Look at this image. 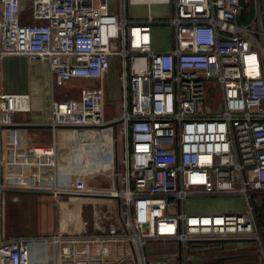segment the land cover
I'll return each mask as SVG.
<instances>
[{"label": "built area", "instance_id": "1", "mask_svg": "<svg viewBox=\"0 0 264 264\" xmlns=\"http://www.w3.org/2000/svg\"><path fill=\"white\" fill-rule=\"evenodd\" d=\"M127 1L145 16H128ZM151 3L168 13L156 19ZM251 3L241 22L239 0H0V60L46 62L51 90L97 81L51 98L43 122L30 92L0 90V264H185L200 238L254 240L264 259L252 204L264 190V3ZM155 23L171 30L167 48ZM113 63L120 108L107 117ZM11 189L49 196L58 230L8 233ZM203 195L240 197L242 209L188 211ZM172 241L175 252L145 250Z\"/></svg>", "mask_w": 264, "mask_h": 264}, {"label": "rangeland", "instance_id": "2", "mask_svg": "<svg viewBox=\"0 0 264 264\" xmlns=\"http://www.w3.org/2000/svg\"><path fill=\"white\" fill-rule=\"evenodd\" d=\"M251 3V1L249 0ZM153 14L156 19H160L165 16L168 11V5L162 3H151L149 4ZM147 4H137L131 5L127 1V15L129 16L132 12L133 14H139L142 11L147 12ZM155 30H158L155 31ZM153 40L156 47L169 46L171 44V30L167 25H160L159 23L154 24ZM2 62H0V90H6L5 88V70L2 69ZM114 67L110 76V93L107 97L109 99L106 104V114L112 116L116 113V110L120 108V80L118 77L119 67L113 63ZM37 77V76H36ZM35 77V78H36ZM40 77V76H39ZM30 78V77H29ZM37 79V78H36ZM29 82V79H28ZM32 84V82H29ZM27 84V85H29ZM93 84L91 80L88 79H74L67 83L66 86H54L48 95L54 99H66V98H76L78 95V88ZM30 86V85H29ZM30 90V89H29ZM31 96L35 94L34 91H29ZM39 95V94H36ZM40 97L34 95V99L38 100L41 104L43 101V93ZM48 97V98H49ZM33 100V99H32ZM41 116H47L50 114V106L48 109L42 105L40 109L36 110ZM79 133L81 135L89 137L91 139H98L101 137L100 129L98 127H79ZM12 192V193H10ZM6 196V207H5V227L8 233H19V234H46L49 235L52 232L58 230L57 221V209L50 201V197L42 193H36L33 191L26 192H16L10 191ZM240 197L233 195H203V196H190L186 199L185 205L188 211L198 212V211H217V212H228L234 210L242 209ZM82 216L85 219L90 217V206L83 207ZM89 221V220H88ZM90 223L88 224V227ZM264 239V236H263ZM231 241H225V243ZM235 245H242V250L254 253L257 255L261 254L258 245L254 240H234L232 241ZM207 247H199L206 249ZM198 248V247H197ZM198 248V249H199ZM212 248V247H211ZM174 246L172 243L167 242H154L150 246H146L145 250L149 253H163L167 251H172ZM262 256V254H261ZM263 258V257H262ZM264 261V259H263ZM46 264H50V261ZM173 264H179L174 262ZM187 264V262H185Z\"/></svg>", "mask_w": 264, "mask_h": 264}, {"label": "crops", "instance_id": "3", "mask_svg": "<svg viewBox=\"0 0 264 264\" xmlns=\"http://www.w3.org/2000/svg\"><path fill=\"white\" fill-rule=\"evenodd\" d=\"M261 1L262 3H264V0ZM131 5H136V4H131ZM145 14L146 12L143 11L139 14H133L131 12L129 16L134 18H142L143 16H145ZM155 31L158 32V30ZM167 47L168 46L165 45L158 48H167ZM0 62H2V66H3L2 69L4 68L5 70L4 83L6 90L4 91L6 92L34 91L35 92L34 95L40 98H41L40 94L43 93L42 99L44 102L42 104L38 101L40 100L39 98L34 99L33 98L34 95L32 96L31 116L33 121H37V122L46 121L48 119L47 116L39 115V113H37L36 110L40 109L42 105H44V107L48 109L50 106L51 98H53L51 96V93H50V97L48 95V92H50L51 87L49 82L47 63L30 62L25 56L22 55L6 56L2 60H0ZM113 68L114 67L111 66L110 70H112ZM110 76H111V72L109 71L107 76L108 79L107 97L110 93V82H109ZM28 79L29 82H32V84H29ZM91 81L93 84H96L97 82L96 80H91ZM27 84H29L30 86ZM192 242H204V241H192ZM207 242H212V241H207ZM216 242H222L223 244L221 246H219L218 244L215 245L212 244L210 247H207L206 249L199 248L200 247L199 246L198 247L199 249L197 247H194L192 251L188 250L187 258H186L187 264H264L261 254L257 255L254 253L246 252L241 249L242 245H235L234 243H232V241L231 243L230 242L225 243L224 241H216Z\"/></svg>", "mask_w": 264, "mask_h": 264}, {"label": "trees", "instance_id": "4", "mask_svg": "<svg viewBox=\"0 0 264 264\" xmlns=\"http://www.w3.org/2000/svg\"><path fill=\"white\" fill-rule=\"evenodd\" d=\"M253 14H254V7H253L252 3H250L249 0H247L245 3L244 20L241 22L248 21L253 16ZM108 100H106V101L109 102ZM10 191L22 192L23 190L11 189V190H9V192ZM26 192H29V191H26ZM8 193H7V195H8ZM10 193H12V192H10ZM252 204L254 207V213H255L257 223L264 225V190L254 191L252 193ZM171 243L173 244L174 249L172 251H167V252H175L177 250V242L172 241ZM263 243H264V239H263ZM212 244L213 245L218 244L219 246H221L223 243L222 242H207V241L189 242L187 244V251L188 250L192 251L194 247H199V246L206 247V246H211ZM163 253H166V252H163ZM163 253H154V254H163Z\"/></svg>", "mask_w": 264, "mask_h": 264}, {"label": "water", "instance_id": "5", "mask_svg": "<svg viewBox=\"0 0 264 264\" xmlns=\"http://www.w3.org/2000/svg\"><path fill=\"white\" fill-rule=\"evenodd\" d=\"M239 3L241 5V10H240V14H239V19L243 20L244 16H245V3L246 0H239ZM197 241H212V242H216V241H233L234 239H208V238H200V239H194ZM243 240H247V239H243ZM178 259H181V255H178Z\"/></svg>", "mask_w": 264, "mask_h": 264}, {"label": "bare ground", "instance_id": "6", "mask_svg": "<svg viewBox=\"0 0 264 264\" xmlns=\"http://www.w3.org/2000/svg\"><path fill=\"white\" fill-rule=\"evenodd\" d=\"M240 10H241V9H240ZM239 14H240V13H239ZM239 20H240V21H243L244 19H243V20L239 19ZM263 226H264V225H263ZM263 236H264V235H263ZM262 238H263V237H262ZM192 241H197V240H194V239H193V240H190L189 242H192ZM233 241H234V240H233ZM224 242H225V241H224Z\"/></svg>", "mask_w": 264, "mask_h": 264}]
</instances>
